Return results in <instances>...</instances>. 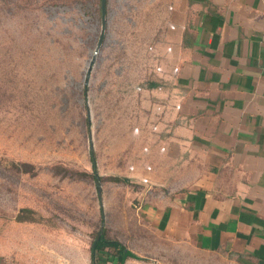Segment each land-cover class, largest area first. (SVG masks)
<instances>
[{
    "label": "rangeland",
    "instance_id": "374dc122",
    "mask_svg": "<svg viewBox=\"0 0 264 264\" xmlns=\"http://www.w3.org/2000/svg\"><path fill=\"white\" fill-rule=\"evenodd\" d=\"M100 7L0 0V255L94 264L104 232L132 253L124 264H197L149 216L211 172L203 110L181 75L196 7L105 0L103 17Z\"/></svg>",
    "mask_w": 264,
    "mask_h": 264
},
{
    "label": "crops",
    "instance_id": "0c3cea01",
    "mask_svg": "<svg viewBox=\"0 0 264 264\" xmlns=\"http://www.w3.org/2000/svg\"><path fill=\"white\" fill-rule=\"evenodd\" d=\"M187 1L197 19L181 75L203 110L211 172L149 216L197 264H264V0Z\"/></svg>",
    "mask_w": 264,
    "mask_h": 264
},
{
    "label": "trees",
    "instance_id": "16d2710c",
    "mask_svg": "<svg viewBox=\"0 0 264 264\" xmlns=\"http://www.w3.org/2000/svg\"><path fill=\"white\" fill-rule=\"evenodd\" d=\"M101 5V0H100ZM101 9V7H100ZM152 86H157L156 83H151ZM92 165L94 166V162L92 161ZM107 248L113 249V261L112 264H124L125 260L128 256H131L128 250L125 249L123 245H121L117 240L111 239L107 237L104 232L99 233L91 246V258L92 262L95 264L97 259L104 255V251ZM109 256V254H108Z\"/></svg>",
    "mask_w": 264,
    "mask_h": 264
},
{
    "label": "water",
    "instance_id": "95a60500",
    "mask_svg": "<svg viewBox=\"0 0 264 264\" xmlns=\"http://www.w3.org/2000/svg\"><path fill=\"white\" fill-rule=\"evenodd\" d=\"M105 14V0H101V16L103 17ZM103 31H104V25L102 24L101 32L98 38L97 45H100L102 39H103Z\"/></svg>",
    "mask_w": 264,
    "mask_h": 264
}]
</instances>
